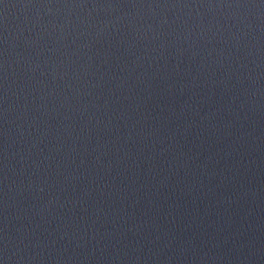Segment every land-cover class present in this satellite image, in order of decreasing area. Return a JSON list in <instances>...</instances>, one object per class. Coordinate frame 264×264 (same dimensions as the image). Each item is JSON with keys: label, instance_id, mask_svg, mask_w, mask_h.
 <instances>
[{"label": "water", "instance_id": "95a60500", "mask_svg": "<svg viewBox=\"0 0 264 264\" xmlns=\"http://www.w3.org/2000/svg\"><path fill=\"white\" fill-rule=\"evenodd\" d=\"M0 264H264V0H0Z\"/></svg>", "mask_w": 264, "mask_h": 264}]
</instances>
